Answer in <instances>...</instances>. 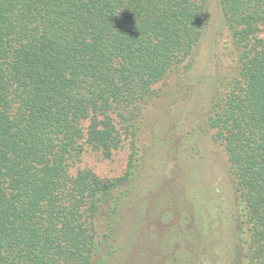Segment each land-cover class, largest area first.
Returning <instances> with one entry per match:
<instances>
[{
	"label": "trees",
	"instance_id": "obj_1",
	"mask_svg": "<svg viewBox=\"0 0 264 264\" xmlns=\"http://www.w3.org/2000/svg\"><path fill=\"white\" fill-rule=\"evenodd\" d=\"M212 1L0 0V264H113L119 209L154 148L144 131L158 127L169 77L193 68ZM216 2L234 65L222 79L200 71L193 85L214 99L207 126L181 119L186 139L226 156L230 264H264V0ZM118 125L124 174H71L87 147L110 156Z\"/></svg>",
	"mask_w": 264,
	"mask_h": 264
},
{
	"label": "rangeland",
	"instance_id": "obj_2",
	"mask_svg": "<svg viewBox=\"0 0 264 264\" xmlns=\"http://www.w3.org/2000/svg\"><path fill=\"white\" fill-rule=\"evenodd\" d=\"M216 1L211 2L213 20L196 49L193 68L188 72L181 69L182 75L169 77L168 87H164L168 92L166 98L153 109L158 127L151 133V123L144 131L145 144L154 148L145 154L143 171L133 185V193L119 209L122 217L114 227L120 232L121 250L113 264H230L234 189L226 156L208 139H186L191 123L181 119L201 118L204 128L207 126L205 117L214 99L193 85L200 71L222 79L234 65ZM213 39L217 59H208L210 66L205 69ZM184 89L186 93L178 95ZM118 127L119 135L110 156L87 147L80 160L74 162L71 174L88 169L102 179L122 176L129 145L127 134ZM167 130H171L168 135Z\"/></svg>",
	"mask_w": 264,
	"mask_h": 264
}]
</instances>
